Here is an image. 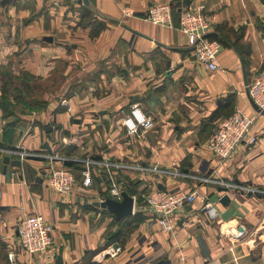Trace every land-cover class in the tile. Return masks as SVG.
Segmentation results:
<instances>
[{"label": "crops", "instance_id": "crops-1", "mask_svg": "<svg viewBox=\"0 0 264 264\" xmlns=\"http://www.w3.org/2000/svg\"><path fill=\"white\" fill-rule=\"evenodd\" d=\"M87 1L0 0V264H54L58 255L62 264H264V196L223 185L264 189V114L250 129L252 145L224 161L208 147L221 117L254 114L247 88L264 68V0H189L214 17L215 71L196 62L178 15L170 27L145 20L152 5L182 0ZM133 103L152 129L128 133ZM22 150L67 158L78 181L89 169L91 186L53 191L47 161ZM110 179L134 198L133 213L118 221L93 204L110 198L100 194ZM154 188L206 195L216 216L198 198L163 231L144 199ZM34 213L52 225V244L29 254L16 225ZM126 218L128 231L109 240Z\"/></svg>", "mask_w": 264, "mask_h": 264}, {"label": "built area", "instance_id": "built-area-1", "mask_svg": "<svg viewBox=\"0 0 264 264\" xmlns=\"http://www.w3.org/2000/svg\"><path fill=\"white\" fill-rule=\"evenodd\" d=\"M179 13V29L186 36L188 45L193 46L192 50L196 62L208 71L217 70L219 68L217 57L222 47L218 39L206 36L211 31L212 22L210 19L214 17H207L203 3L188 4L182 7ZM145 20L153 25L172 26V7L170 3L163 2L152 5L147 11ZM248 95L251 102L259 110L264 109V68L254 82L248 86ZM62 104L67 105V102L63 101ZM258 114L260 112L257 110H254V114H250L237 108L228 116L218 120L209 139L208 147L220 161L227 159L242 143L252 145L256 141V137L250 135L249 132ZM124 125L128 133L133 134L148 131L154 127L152 117L145 115L136 103L131 104V110L124 119ZM19 153L22 157L45 159L47 163L42 170L43 177L47 185L61 195H71L80 191L81 188L91 186L90 170L83 169L78 181L73 172L64 166V162L67 160L65 157L56 153L45 155L28 150H22ZM223 185L226 189H232L235 192L264 194V189L253 185L234 183H223ZM105 192L108 197L120 200L121 183L115 179H110V187ZM198 198L200 208L206 212L209 218L213 219L216 216L214 203L208 196H199L195 191H169L154 188L144 195L146 204L157 216V224L163 231H171L172 216L186 204L193 203ZM52 228V225L41 214L34 213L23 217L16 225L20 248L29 254L48 249L52 244ZM232 235V238L236 240L242 235V231L236 230ZM9 257L12 259L11 254H9Z\"/></svg>", "mask_w": 264, "mask_h": 264}, {"label": "water", "instance_id": "water-1", "mask_svg": "<svg viewBox=\"0 0 264 264\" xmlns=\"http://www.w3.org/2000/svg\"><path fill=\"white\" fill-rule=\"evenodd\" d=\"M10 0H1V4H6L8 3ZM85 4H88L87 0H82ZM189 3V0H182L181 6L177 8V11L180 12L182 7L187 6ZM206 36H217L216 33L211 32V33H207ZM45 41H51L52 38L51 37H44ZM188 49L192 50L193 46H190ZM247 92H248V88H247ZM253 107L255 110H257L258 112L264 114V109L259 110L253 103H252ZM47 131L50 130V127L46 129ZM8 158L5 157L4 162L7 163ZM4 171H5V167H4ZM158 188H162L161 185L158 186ZM122 195V199L120 201L117 200H113L111 198H105L102 201H95L93 202V204L95 206H99L101 208H104L106 210H108L110 213H112L115 217V220H120L123 217L129 216L133 213V204H134V198L129 195L126 191H123L121 193ZM229 201V197L227 196V194H223L220 199L219 202L221 204H226ZM54 264H62V257L61 255H58L55 259Z\"/></svg>", "mask_w": 264, "mask_h": 264}, {"label": "trees", "instance_id": "trees-1", "mask_svg": "<svg viewBox=\"0 0 264 264\" xmlns=\"http://www.w3.org/2000/svg\"><path fill=\"white\" fill-rule=\"evenodd\" d=\"M181 4V2H179V3H177V4H173L171 7H172V14L174 13V14H176V15H180V13L177 11V8H178V6ZM226 102H227V104H228V100L226 99L225 100ZM230 114V113H229ZM229 114H227V115H229ZM227 115H224V116H227ZM223 116V117H224ZM222 118V117H221ZM64 165H66L67 167H70L71 168V166L73 165V162L72 161H70V160H66L65 162H64ZM182 171H186V169H181ZM105 194V193H104ZM258 195L259 196H264V194H260V193H258ZM130 219H132L133 221H139L140 219H141V216H139V215H137V214H135L134 215V217H132V218H130ZM127 220H129V219H123L122 220V222H125V221H127ZM117 223H119V222H117ZM118 233H119V229H117L115 232H113V233H111V234H109L108 235V239L109 240H112V239H114V238H117V235H118Z\"/></svg>", "mask_w": 264, "mask_h": 264}, {"label": "rangeland", "instance_id": "rangeland-1", "mask_svg": "<svg viewBox=\"0 0 264 264\" xmlns=\"http://www.w3.org/2000/svg\"><path fill=\"white\" fill-rule=\"evenodd\" d=\"M50 86H51V85H48L47 88H50ZM37 92H38V94H39V90H38ZM34 94H35V93H34ZM36 94H37V93H36ZM67 94H68V93H66L65 96H66ZM63 101H65V99H62V100H61V103H62ZM65 102H66V101H65ZM67 109H69V107H68ZM74 168H75V169H78V170L81 169V168L78 167V166H74ZM104 193H105V191H104V192H100L101 195H104ZM17 224H18V223H17ZM118 225H119V226H118L119 233H118L117 237H119V236L125 234V232L128 231V229H129V227H130V224H129V223H126V222L118 223ZM16 232H17V230H16ZM9 259H11V258L9 257Z\"/></svg>", "mask_w": 264, "mask_h": 264}]
</instances>
